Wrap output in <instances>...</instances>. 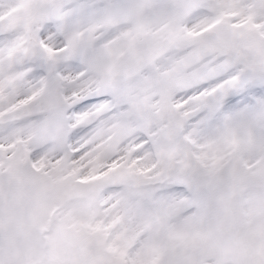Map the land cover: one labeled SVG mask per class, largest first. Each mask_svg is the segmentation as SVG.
<instances>
[{
  "label": "snow or ice",
  "instance_id": "1",
  "mask_svg": "<svg viewBox=\"0 0 264 264\" xmlns=\"http://www.w3.org/2000/svg\"><path fill=\"white\" fill-rule=\"evenodd\" d=\"M0 264H264V0H0Z\"/></svg>",
  "mask_w": 264,
  "mask_h": 264
}]
</instances>
